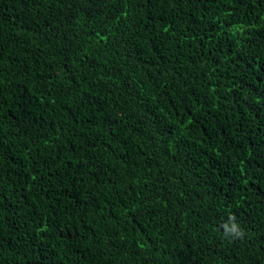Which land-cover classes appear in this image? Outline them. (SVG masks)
I'll return each instance as SVG.
<instances>
[{"label":"trees","instance_id":"1","mask_svg":"<svg viewBox=\"0 0 264 264\" xmlns=\"http://www.w3.org/2000/svg\"><path fill=\"white\" fill-rule=\"evenodd\" d=\"M0 264H264V0H0Z\"/></svg>","mask_w":264,"mask_h":264},{"label":"clouds","instance_id":"2","mask_svg":"<svg viewBox=\"0 0 264 264\" xmlns=\"http://www.w3.org/2000/svg\"><path fill=\"white\" fill-rule=\"evenodd\" d=\"M223 228V238L228 242H233L235 240H242L245 236V231L242 229L239 223H237V218L235 215H231L227 223L222 225Z\"/></svg>","mask_w":264,"mask_h":264}]
</instances>
